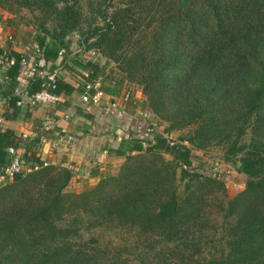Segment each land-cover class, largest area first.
<instances>
[{
	"label": "trees",
	"instance_id": "1",
	"mask_svg": "<svg viewBox=\"0 0 264 264\" xmlns=\"http://www.w3.org/2000/svg\"><path fill=\"white\" fill-rule=\"evenodd\" d=\"M0 9L36 33L56 95L70 91L56 71L84 54L94 71V51L140 88L165 135L187 130L175 144L131 137L118 171L78 193L67 191L74 165L44 166L32 142L27 171L0 187V264H264V0H0ZM74 33L82 50L72 56ZM23 58L0 49L14 60L4 72L14 109L47 78L28 77L14 95ZM1 138L5 148L24 142L9 130ZM210 147L246 178L232 198L227 179L191 170L192 149Z\"/></svg>",
	"mask_w": 264,
	"mask_h": 264
},
{
	"label": "crops",
	"instance_id": "2",
	"mask_svg": "<svg viewBox=\"0 0 264 264\" xmlns=\"http://www.w3.org/2000/svg\"><path fill=\"white\" fill-rule=\"evenodd\" d=\"M9 35L12 40H9ZM36 45L34 30L19 24L0 9V49L4 53L13 51L24 54ZM87 61L86 54L80 55L69 61L68 67L56 71L57 77L70 90L66 92L63 89L58 94V102L32 106L26 97L19 101L21 105L15 109L9 106L5 98L12 90L10 81L4 79L6 69L0 66V129L12 131L24 140L17 148H5V141L0 139V172L12 159L9 149H14L22 156L28 146L34 150L30 144L36 140L39 141L36 148L48 165H74L73 178L83 187V191L93 188L96 182L108 177L122 164L124 157L118 156L117 150L131 137L135 138L132 127L139 120L138 113L146 109L145 98L138 88L118 81L112 64L96 60L94 71H90L84 68ZM58 64L59 61H56L55 65ZM89 74H92L91 80L101 78L107 94L125 105L124 116L109 115L101 107H86L81 103V93L87 83L84 77ZM28 77L26 73L18 77L19 85L14 95L21 92ZM111 81L115 84L111 85ZM43 129L47 135L41 141L38 138ZM4 149L6 152L2 154ZM26 171L27 166L23 164L21 173Z\"/></svg>",
	"mask_w": 264,
	"mask_h": 264
},
{
	"label": "built area",
	"instance_id": "3",
	"mask_svg": "<svg viewBox=\"0 0 264 264\" xmlns=\"http://www.w3.org/2000/svg\"><path fill=\"white\" fill-rule=\"evenodd\" d=\"M9 40H12V36L9 35ZM30 53H24V58L22 59V65L24 66L23 73H26L29 77L37 75L45 78L42 83V89L33 96L28 97L29 104L32 106L46 105L51 103H56L59 101L58 95L53 93L56 86L53 82V76L49 74L45 63L41 59V53L38 45H36ZM89 56L97 60L99 54L94 51L89 52ZM13 59L10 60L8 64H5L0 60V66L5 69L13 63ZM102 79H93L84 85L83 92L81 93L80 101L86 107H101L106 114L124 116L125 105L122 102L114 99L112 96L108 95L102 86ZM111 85L115 84L114 81L110 82ZM106 99V100H105ZM21 102H17V106H20ZM139 121L132 127L134 131L135 138L143 141L148 140L155 133V126L153 124V118L148 110H142L138 113ZM141 121V123H140ZM12 156V160L9 165L4 169L3 173L0 174V187L10 183L17 174L21 173V167L23 161L21 155L16 153L14 149H9ZM48 164L44 162V166ZM66 168L69 171H74L72 165H67Z\"/></svg>",
	"mask_w": 264,
	"mask_h": 264
},
{
	"label": "rangeland",
	"instance_id": "4",
	"mask_svg": "<svg viewBox=\"0 0 264 264\" xmlns=\"http://www.w3.org/2000/svg\"><path fill=\"white\" fill-rule=\"evenodd\" d=\"M22 14L24 15L25 20H28V19L31 20L32 19V15L25 10L22 11ZM79 39H80V37L76 33H74L68 37V41H70V46H71V53L74 54L72 56L80 55L79 53L82 49L80 50V48L78 47V44H77ZM97 61L99 63L103 62V61L106 63V60H104V58H101V57H98ZM113 67L115 68L114 64H113ZM114 68H113V71L117 75L116 69H114ZM139 90H140V88H139ZM151 115H152V113H151ZM152 118H153L152 119L153 124L156 125L155 126V133L148 140H145V147H147L148 144L154 140L155 135H158L160 133L164 134V130L166 128V124L164 122H162L161 120L156 118L154 115H152ZM140 123H141V121H140ZM186 132H187V130H184V131H179V132H173L170 135L164 134V136L171 143L175 144V143H179L181 141V139L184 137ZM184 144L188 145L186 142H184ZM165 159L170 160V157L168 155H165ZM191 160L193 163L191 166V170H193V171L199 170L200 172L204 173L207 176H212L213 174H217L219 177H221V178L224 177L225 179H227V180H225L226 181L225 187H226L227 194H228L229 198H232L234 195H236L238 192H240L244 188V184H245V180H246L245 176L237 173L235 171V169L233 168V166H230V164H228L227 162H225L223 160V152L219 147H210L206 150L192 149ZM200 166H202V167L199 169ZM119 167L116 168L114 171H112V173L110 175L115 174L118 171ZM98 182H96V184ZM96 184H94L93 187H95ZM80 186L81 185H79V183L76 182L75 178H72L70 183H69V186L67 188V191L76 192V193L82 192L83 187L82 186L80 187ZM87 190H90V189H87Z\"/></svg>",
	"mask_w": 264,
	"mask_h": 264
}]
</instances>
